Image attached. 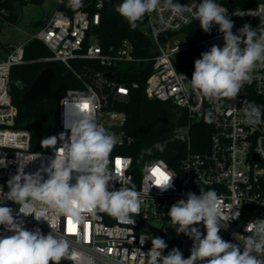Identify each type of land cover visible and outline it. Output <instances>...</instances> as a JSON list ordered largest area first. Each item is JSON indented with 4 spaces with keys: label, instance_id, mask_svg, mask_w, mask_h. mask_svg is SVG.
Listing matches in <instances>:
<instances>
[{
    "label": "built area",
    "instance_id": "2783aa9c",
    "mask_svg": "<svg viewBox=\"0 0 264 264\" xmlns=\"http://www.w3.org/2000/svg\"><path fill=\"white\" fill-rule=\"evenodd\" d=\"M58 2L67 4L69 11L55 10L30 40L42 42L51 53L49 61L63 65L80 80V88L68 90L61 100L65 97L89 99L94 106L97 123L120 136L109 157V168L118 180L130 178L136 190L142 191L151 185L154 169H167L177 175L173 189L161 193L152 187L149 195H144L148 207L141 208L140 214L134 217V225L121 223L107 213L98 212L95 217L89 215L79 224L70 217L62 216L60 224L51 225V229L47 222H37L33 216L23 217L21 214L24 227L27 230L39 228L45 235L53 230L59 237L68 240L70 250L76 253L75 259H68L70 264H145L140 250L147 253L152 247L151 239L155 235L150 229L163 231L165 241L169 231L175 232L167 216L170 206L187 199L188 192L199 195L200 189H212L220 198L222 216L227 218L221 222L226 224L228 221L227 228L219 235L225 241L237 243V238L243 243V238L250 235L248 224L255 219H264V115L260 124L250 125L245 122L243 113L250 102L260 106L264 113V64L258 62L252 72V82L245 83L236 98H202L190 84L192 74L179 69L182 62L180 56L193 46L186 30L199 22L191 12L173 14L163 7L161 0L158 10L145 15L148 25L146 35L152 41L153 51L151 56L142 57L135 54L133 45L127 40L117 48L103 49L95 31L101 22L104 0L92 2L95 7L92 13L85 10L91 5L87 0H83L82 8L70 7L69 0ZM177 2L191 7L201 0ZM215 2L227 8V17L234 21V34L245 24L254 29L264 27V11L259 7L264 0H240V4L232 1L233 4L228 3L227 6L220 1ZM211 32L209 38L194 46L210 49L218 45L222 48L224 39L219 26L214 25ZM27 42L11 46L3 55L0 53V164H7V167L0 165V200L9 190L7 181L16 173L20 159L27 163L25 172L34 173L42 163L47 164L53 158V152L32 150L31 129L14 128L18 108L10 93L11 71L14 66L25 62ZM87 63L96 64L101 69H91ZM147 66L151 71L145 87L147 98L172 104L187 113V122L174 130L176 136L187 140V152L177 169L160 159L135 163L130 156L120 152L130 145L131 138L120 130L126 115L116 106L127 103L131 90L139 88L138 83L129 86L124 78L128 72L132 74L139 67L145 70ZM59 109L60 134L66 132L61 103ZM203 113L210 121L212 132L208 149L195 152L192 150L190 131L203 118ZM34 155L38 157L32 161ZM120 187L119 181H112L109 190ZM6 203L18 209L17 205ZM197 227L206 234L202 222ZM0 228V235L12 234L4 226L0 225ZM176 235L177 248L187 258L193 241L182 233Z\"/></svg>",
    "mask_w": 264,
    "mask_h": 264
},
{
    "label": "clouds",
    "instance_id": "9594fccd",
    "mask_svg": "<svg viewBox=\"0 0 264 264\" xmlns=\"http://www.w3.org/2000/svg\"><path fill=\"white\" fill-rule=\"evenodd\" d=\"M69 6L82 8L83 0H69ZM160 7L161 0H122L115 11L135 28L137 21ZM163 7L176 15L191 12L205 33H210L214 25L219 26L224 46L213 45L201 53V58L194 62L190 84L202 98H236L244 84L252 82L258 62L264 64V27L254 29L245 24L234 34V21L227 17V8L215 0H201L191 7L182 6L177 0H163ZM259 7L264 11V4ZM60 103L64 106L66 132L47 136L40 142L42 148L52 150L53 158L34 173H26L27 163L20 159L16 173L7 181L9 190L0 200V225L12 234L0 235V264H60L62 259L76 258L68 240L53 230L47 235L39 228L27 230L21 214L33 216L37 222H47L50 229L51 225L60 224L62 216L79 224L98 212L134 225V217L142 207H148L144 195H149L152 187L161 193L174 188L177 174L167 169H159L151 185L142 191L136 190L130 178L118 180L109 168V157L120 136L97 123L89 99L65 97ZM243 113L250 125L260 124L264 115L254 102L248 103ZM153 148L162 152L164 145L157 143ZM151 151L142 150L148 154ZM37 157L34 155L32 161ZM0 165L7 167L6 163ZM112 181H119L121 187L110 191ZM6 202L17 205L18 209ZM220 208V198L212 189H200L199 195L188 192L187 199L173 203L167 216L177 234L182 233L193 241L191 254L185 258L179 248L173 247L165 255L168 244L157 236L151 239L152 247L147 253L140 250L145 264H264V219L248 224L250 235L243 238V243L236 237L238 242L232 243L219 235L228 226V221L221 222L227 218L222 216ZM201 222L206 234L197 227Z\"/></svg>",
    "mask_w": 264,
    "mask_h": 264
},
{
    "label": "trees",
    "instance_id": "16d2710c",
    "mask_svg": "<svg viewBox=\"0 0 264 264\" xmlns=\"http://www.w3.org/2000/svg\"><path fill=\"white\" fill-rule=\"evenodd\" d=\"M45 0H0V28L4 24L15 26L22 19L23 8L29 4L42 5ZM224 5L229 1L240 4V0H216ZM85 9L90 13L94 12L92 2ZM122 0H104L101 10V22L96 27L95 34L99 43L105 51L111 48H117L123 41L131 42L135 54L142 57H149L153 51V44L147 37V22L145 17L137 22L135 28L121 17L115 7ZM84 7V6H83ZM56 10L69 11L67 4L57 2ZM48 17V16H47ZM46 17V18H47ZM46 18L33 23V28L37 31L44 25ZM187 37L193 46L180 56L182 61L180 71L192 74L194 72V62L201 58V53L209 49L195 47L198 42L209 38L212 34L205 33L199 26V22L193 24L186 30ZM6 48L1 44V48ZM7 49V48H6ZM8 51V50H6ZM25 62L14 66L11 71V97L13 103L18 108V117L15 122V129H31V147L38 152H52L51 149H45L41 146V140L47 136L59 135V104L61 98L68 90L80 88L81 82L75 75L68 72L65 67L54 61H49L51 53L48 48L38 40H30L25 45ZM91 69H101L96 64L87 63ZM50 68L56 74V79L52 83L51 98L45 103L23 101L22 97L31 88L37 77ZM151 71L147 66L145 70L142 67L137 68L134 73L125 75V82L130 86L132 83H138L139 88L132 89L129 101L116 106L117 110L126 115L121 132L129 139L130 145L123 147L121 153L130 156L136 163L147 160H163L170 167L177 169L181 159L187 152V140L183 136H176L174 130L187 122L185 110H180L169 103H162L147 98L145 87ZM203 118L195 123L190 131L192 150L202 152L208 149V142L212 132L211 124L207 116L202 114ZM160 143L164 145V150L158 151L153 145ZM144 149H152L151 153L142 152ZM1 229V228H0ZM177 233L169 231L165 249L166 255L173 247L177 248ZM60 264H70L68 259H62Z\"/></svg>",
    "mask_w": 264,
    "mask_h": 264
},
{
    "label": "rangeland",
    "instance_id": "374dc122",
    "mask_svg": "<svg viewBox=\"0 0 264 264\" xmlns=\"http://www.w3.org/2000/svg\"><path fill=\"white\" fill-rule=\"evenodd\" d=\"M57 2L58 0H45L42 5L29 4L23 8L20 23L15 26L4 24L0 28V53L3 55L11 46L30 40L35 33L33 23L50 16L56 10ZM1 44L7 49L1 48Z\"/></svg>",
    "mask_w": 264,
    "mask_h": 264
},
{
    "label": "water",
    "instance_id": "95a60500",
    "mask_svg": "<svg viewBox=\"0 0 264 264\" xmlns=\"http://www.w3.org/2000/svg\"><path fill=\"white\" fill-rule=\"evenodd\" d=\"M229 4H233L232 1H229ZM138 22V21H137ZM107 76L111 77V74H107ZM56 79V74L50 68L44 70L41 75H39L36 81L33 83L31 88L24 94L22 97L23 101L29 102H38L45 103L51 98V87L52 83ZM150 232L155 235V237L159 236L165 239V234L161 230H157L155 228H151Z\"/></svg>",
    "mask_w": 264,
    "mask_h": 264
},
{
    "label": "snow or ice",
    "instance_id": "6c2138e0",
    "mask_svg": "<svg viewBox=\"0 0 264 264\" xmlns=\"http://www.w3.org/2000/svg\"><path fill=\"white\" fill-rule=\"evenodd\" d=\"M85 107H87V106H85ZM158 171H159V169H154L153 174L155 175ZM68 223L70 224L71 221H69Z\"/></svg>",
    "mask_w": 264,
    "mask_h": 264
},
{
    "label": "crops",
    "instance_id": "0c3cea01",
    "mask_svg": "<svg viewBox=\"0 0 264 264\" xmlns=\"http://www.w3.org/2000/svg\"><path fill=\"white\" fill-rule=\"evenodd\" d=\"M5 52V51H4Z\"/></svg>",
    "mask_w": 264,
    "mask_h": 264
}]
</instances>
